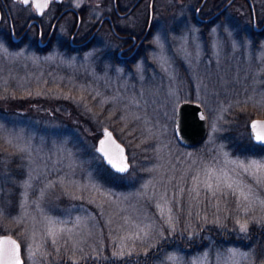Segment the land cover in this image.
<instances>
[{"label":"rangeland","instance_id":"obj_1","mask_svg":"<svg viewBox=\"0 0 264 264\" xmlns=\"http://www.w3.org/2000/svg\"><path fill=\"white\" fill-rule=\"evenodd\" d=\"M70 1L100 15L103 0ZM253 1L263 19L264 0ZM157 7L151 49L134 72L101 66L97 49L33 55L0 45V234L21 242L25 264H217L229 250L248 254L237 257L240 264H264V238L261 253L221 248L210 237L202 249L166 244L175 232L187 241L215 224L243 236L240 224L264 225V190L232 163L264 160V147H248L243 127L264 117V34L250 32L252 13L245 18L239 0L208 39L190 21L191 4L157 0ZM183 100L201 103L208 117L196 147L175 135ZM104 126L127 146L132 164L119 186L103 180L95 151ZM221 173L253 187L250 204L223 185V194H211ZM165 202L173 211L161 216L156 205ZM47 219L63 221L55 244Z\"/></svg>","mask_w":264,"mask_h":264},{"label":"flooded vegetation","instance_id":"obj_2","mask_svg":"<svg viewBox=\"0 0 264 264\" xmlns=\"http://www.w3.org/2000/svg\"><path fill=\"white\" fill-rule=\"evenodd\" d=\"M182 1L193 6L190 21L208 39L212 28L226 18L228 9L238 0L219 14L216 13L229 0L222 1L221 6H217L214 0H206L199 13L197 10L204 0ZM239 1L244 3V0ZM98 10L100 15L94 17L85 3L76 6L70 0H50L41 15L32 3L25 5L20 0H0V45L33 55L54 51L69 55L97 49L101 66L105 64L113 70L134 72L135 64L145 59L151 49L157 0L153 4L152 0H103ZM255 13L257 28H260L264 25V18H258L256 7ZM250 32L264 34V29L255 28L253 12Z\"/></svg>","mask_w":264,"mask_h":264},{"label":"snow or ice","instance_id":"obj_3","mask_svg":"<svg viewBox=\"0 0 264 264\" xmlns=\"http://www.w3.org/2000/svg\"><path fill=\"white\" fill-rule=\"evenodd\" d=\"M21 3L29 5L32 3L34 5L35 11L43 14L45 8L48 7L49 0H20ZM258 103L264 105V94H261ZM251 137L253 140L264 144V120H251L250 121ZM104 139L99 140V146L96 148V152L100 154L101 159L107 161V163L114 168L117 172L125 173L129 170V164L127 163V156L124 155L125 149L113 139L112 133L108 132L107 129L104 130ZM237 167H239L243 173L247 174L251 178L256 189L264 190V160H249L247 164L244 162H235ZM221 177H217V183L215 185V190L212 191V195L216 196L217 193L223 194L221 192V185L228 189L233 197L238 198L244 203H251L252 199L255 197V191L251 185H245L239 178L233 179L227 173H221ZM212 179V175H208V180ZM55 185H50L54 187ZM205 187L209 190L213 189V184L205 181ZM195 191V188H193ZM43 195V193H42ZM261 205H264V199L259 200ZM167 202L164 205L157 204L156 207L160 211V215L164 216L165 211L168 213L173 211L172 207L168 206L166 208ZM239 207V205H238ZM248 211L247 208L244 209ZM79 220V218H77ZM169 225L172 224L173 218L171 215L168 216L167 221ZM63 221H57L52 219H47V234L51 239V243L55 244L56 237L58 234L65 231V229L58 227ZM239 223V221H238ZM240 231L247 232V224H240ZM144 236L147 237L148 233L145 232ZM136 238L140 239V234H136ZM20 245L12 240L10 237H4L0 239V264H22L19 256ZM242 257L247 259V253H238L236 250H229L228 255L224 254L217 255V264H240V260L237 257ZM169 260H175V257H168Z\"/></svg>","mask_w":264,"mask_h":264},{"label":"water","instance_id":"obj_4","mask_svg":"<svg viewBox=\"0 0 264 264\" xmlns=\"http://www.w3.org/2000/svg\"><path fill=\"white\" fill-rule=\"evenodd\" d=\"M205 1L206 0H204L202 2L199 9L197 10L198 13H199L201 7L204 5ZM233 1L234 0H229L216 14H219L222 11H224ZM249 1L251 4V7H252L255 28L258 30H263L264 25L261 26L260 28H257L255 7L253 4V1L252 0H249ZM153 2H154V0H152V4H153ZM44 10H46V8ZM151 22H152V17L150 19V23ZM251 120H264V117H254ZM208 127H209L208 117H207L206 111H205V109L201 103H199L197 101L184 100L179 104V106L177 108L176 119H175V135L177 137L178 142L181 145H183L185 147H196V146L200 145L205 140V138L207 136ZM249 128H250V123H249ZM105 129H107L108 132H111L113 139L116 141V143L120 144L125 149L124 155L127 156V163L129 164V170H128V172H129L131 167H132V164L130 161L129 153L127 151V146L116 136L114 130L111 127L104 126L101 129V135L97 140V143L95 146V151H96V148L99 146V140L105 138L104 137V130ZM250 136H251V129H250ZM251 139H252V137H251ZM253 141L256 144L264 145V144H260L259 142L255 141V140H253ZM102 160L105 163V165L107 167H109L114 173H117L119 175H126L128 173V172H125V173L117 172L114 168H112L107 163L106 160H104V159H102ZM4 237H10L12 240L16 241L20 245V249H19L20 260L22 261V264H25V260H24V257L22 255V244H21V242L14 235L9 234V233L0 234V239H2Z\"/></svg>","mask_w":264,"mask_h":264},{"label":"trees","instance_id":"obj_5","mask_svg":"<svg viewBox=\"0 0 264 264\" xmlns=\"http://www.w3.org/2000/svg\"><path fill=\"white\" fill-rule=\"evenodd\" d=\"M222 1H221L222 3H225L227 0H222ZM221 2L219 4H217V2L215 1L217 6H221L222 5ZM244 6L245 7H243V8H246V10L244 9L246 11V13H244V15H246L247 12L252 13L250 3L247 0H244ZM245 18H247V15ZM245 18H244V20H245ZM243 127L245 128V135L247 136V137H245L246 141L248 142L247 146L250 147L251 145H253L256 148V150L261 151V149H263L264 146L256 145V144H254V142H252V139L249 136L250 131H249L248 124L247 125L243 124ZM233 129H235V128H233ZM236 136H237V134L232 133L227 138V140L230 141L231 145H234V142H232V141H236V140H234ZM245 143L246 142H244L243 144H245ZM249 144H251V145H249ZM241 148L242 147H239V146L234 147L235 150H240ZM103 167L106 170V173L102 175L103 180L105 182L112 183L115 186H119L122 184V181H121L122 179L121 180H119V179L122 178L123 176L111 171L104 164V162H103ZM183 237H185V236H183ZM206 237L207 238L210 237V238L214 239L216 241V244L219 245L221 248H225L227 246H239V247L245 248V249L255 248V250H257L258 252L261 253L262 247L259 244L261 239H258V238H262V239L264 238V225L263 226H257V225L252 224V226H250V228L248 230V236H243V234H239V232H237L231 228L221 227V226L215 224L212 226V228H209L208 230H206L204 228H200V230L192 238H189L187 241H184V240H186V238L180 240L179 236L177 235V232H175V237H173L174 240L172 242L171 241L167 242L166 244L175 243L177 245L178 244L177 242H180V244H178V245L180 246L181 249H184V250H189V249L191 250V249L195 248L196 245L199 246L200 249H202L203 247H205V245L208 242ZM217 245H215V246H217ZM147 256H148V254H146V256H144V258H147ZM141 263L143 264V262H141Z\"/></svg>","mask_w":264,"mask_h":264}]
</instances>
